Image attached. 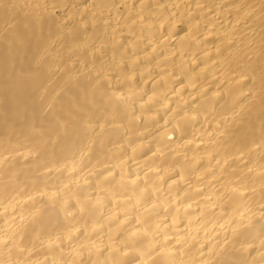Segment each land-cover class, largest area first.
<instances>
[{
  "label": "bare ground",
  "instance_id": "bare-ground-1",
  "mask_svg": "<svg viewBox=\"0 0 264 264\" xmlns=\"http://www.w3.org/2000/svg\"><path fill=\"white\" fill-rule=\"evenodd\" d=\"M0 264H264V0H0Z\"/></svg>",
  "mask_w": 264,
  "mask_h": 264
}]
</instances>
